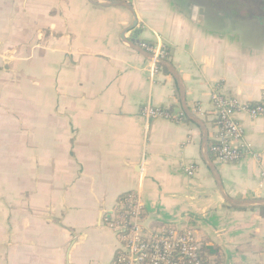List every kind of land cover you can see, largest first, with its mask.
Masks as SVG:
<instances>
[{"label":"crops","instance_id":"crops-1","mask_svg":"<svg viewBox=\"0 0 264 264\" xmlns=\"http://www.w3.org/2000/svg\"><path fill=\"white\" fill-rule=\"evenodd\" d=\"M128 1L137 24L123 33L132 23L123 7L0 0V264H108L118 243L105 216L128 191L149 222L205 236L217 248L211 264H264V204L222 199L197 124L144 116L147 105L177 116L182 101L172 75L153 76L127 43L166 49L199 117L214 85L258 102L264 0ZM238 118L242 157L212 160L228 196L264 199V115Z\"/></svg>","mask_w":264,"mask_h":264},{"label":"built area","instance_id":"built-area-1","mask_svg":"<svg viewBox=\"0 0 264 264\" xmlns=\"http://www.w3.org/2000/svg\"><path fill=\"white\" fill-rule=\"evenodd\" d=\"M139 45L151 52L155 58L167 59L168 52L161 45L139 42ZM160 70L155 60L151 61L150 72L154 76ZM210 102L216 118V126L209 136L208 150L214 159L222 163H235L245 152L244 128L238 118L244 114L250 119L264 115V97L259 103L239 101L224 94L220 85H214L210 92ZM197 113L204 115V110L197 107ZM144 116L165 117L181 120L182 112L172 116L169 111L145 106ZM204 113V114H203ZM194 165L188 166L192 174ZM264 186V171L261 173ZM116 207V208H115ZM105 216V225L115 235L118 248L115 257L108 264H204L199 238L177 224L153 226L145 217L144 206L137 193L127 194L120 203Z\"/></svg>","mask_w":264,"mask_h":264},{"label":"water","instance_id":"water-1","mask_svg":"<svg viewBox=\"0 0 264 264\" xmlns=\"http://www.w3.org/2000/svg\"><path fill=\"white\" fill-rule=\"evenodd\" d=\"M89 2L98 5V6H103V7H108V6H119L127 9L131 15H132V23L127 26L126 28L123 29V33L127 32L128 30L132 29L135 27L137 24V18L135 11L133 9V6L128 0H88ZM129 46L135 50L137 53H139L141 56L146 58L147 60L157 62L164 68L168 70V72L172 75V77L175 79L178 89H179V94L180 98L182 101V110L184 114L189 118L192 122L197 124L201 130V157L206 164L207 168L211 172L213 179L215 181V184L217 186V190L219 194L221 195L222 199L226 201L227 203L233 205V206H239V207H245V206H251V205H261L264 204V199L262 198H232L228 196L223 188V184L221 181V178L219 176V173L217 171L216 165L213 162L209 150H208V142H209V136H208V129L207 126L204 122V120L197 116L195 113H193L185 104H184V85L181 80V77L175 67L172 65V63L168 59H163L161 60L160 58H155L154 55L151 52H148L144 48H142L139 43L137 42H131L128 40L127 42Z\"/></svg>","mask_w":264,"mask_h":264},{"label":"trees","instance_id":"trees-1","mask_svg":"<svg viewBox=\"0 0 264 264\" xmlns=\"http://www.w3.org/2000/svg\"><path fill=\"white\" fill-rule=\"evenodd\" d=\"M147 43L148 44H151V45H154L153 43H149V42H147ZM159 67H160L161 70H164L165 72H168V70L166 68H164L163 66H161L160 64H159ZM261 100H259L258 102H250V103H252V104L259 103V102H261ZM210 106L211 107H210V110L209 111H206L204 109V113L206 115L203 113L204 116L203 117L200 116V117L204 120L205 124H207V122H208V124H211L212 128L214 129V127L216 126V118H214L215 114H214V110L212 108L211 102H210ZM180 112H182V115H183L182 118L183 119L191 122V120L189 118H187V116L184 114V112L182 110H180ZM205 117H207L208 120L204 119ZM209 154H210L211 158L214 160L213 154H211V153H209ZM131 192H133V191H128V192H125L124 194L120 195L118 197L117 204H119L120 203V200H122L127 194H130ZM151 223H152L153 226H161V225H167V226H169V225H172L171 222L161 221V220H153V221H151ZM201 251H202V253H201L202 254V257L205 260V263L204 264H211L209 262V257L211 255H214L215 253H217V248L215 246H210V245H208L206 243L205 244L203 243L202 246H201Z\"/></svg>","mask_w":264,"mask_h":264},{"label":"rangeland","instance_id":"rangeland-1","mask_svg":"<svg viewBox=\"0 0 264 264\" xmlns=\"http://www.w3.org/2000/svg\"><path fill=\"white\" fill-rule=\"evenodd\" d=\"M206 115V114H205ZM201 117H203L204 115H200ZM204 119L208 120L207 117H205ZM208 124V122H207ZM209 125V124H208ZM212 127V126H211ZM173 224H177L178 226H182L184 227L185 229H190V231H192L196 236L197 238H199V241H200V244L202 245L203 243L205 244V236L204 237H199V233L198 231L191 225H185V224H182V223H179V222H171Z\"/></svg>","mask_w":264,"mask_h":264}]
</instances>
